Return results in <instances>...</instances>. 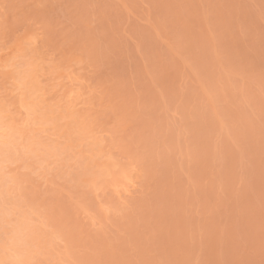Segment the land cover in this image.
<instances>
[{
  "label": "rangeland",
  "instance_id": "374dc122",
  "mask_svg": "<svg viewBox=\"0 0 264 264\" xmlns=\"http://www.w3.org/2000/svg\"><path fill=\"white\" fill-rule=\"evenodd\" d=\"M0 264H264V0H0Z\"/></svg>",
  "mask_w": 264,
  "mask_h": 264
}]
</instances>
